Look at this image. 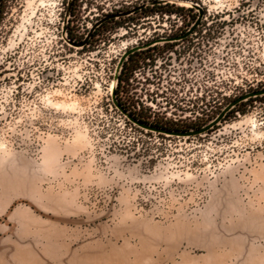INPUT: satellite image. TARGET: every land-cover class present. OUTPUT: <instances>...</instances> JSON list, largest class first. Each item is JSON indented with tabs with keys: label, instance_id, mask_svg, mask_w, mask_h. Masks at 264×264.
I'll use <instances>...</instances> for the list:
<instances>
[{
	"label": "rangeland",
	"instance_id": "obj_1",
	"mask_svg": "<svg viewBox=\"0 0 264 264\" xmlns=\"http://www.w3.org/2000/svg\"><path fill=\"white\" fill-rule=\"evenodd\" d=\"M87 1L75 41L131 0ZM180 1L200 22L159 41L198 18ZM32 2L46 0H6L0 20V264H264V93L192 135L146 129L114 101L191 129L264 89V0H168L83 45L55 29L59 0L24 36ZM148 40L160 50L138 57L133 95L113 97L122 55Z\"/></svg>",
	"mask_w": 264,
	"mask_h": 264
},
{
	"label": "flooded vegetation",
	"instance_id": "obj_2",
	"mask_svg": "<svg viewBox=\"0 0 264 264\" xmlns=\"http://www.w3.org/2000/svg\"><path fill=\"white\" fill-rule=\"evenodd\" d=\"M162 2L163 1H160V0H140V2H137V0H135V1H132L131 0V1H128V3H127L126 6H124L122 4H119L117 6V8H121L122 7L121 10L118 9L120 11H118L116 13L109 14V11H113L112 9H110L109 11L106 12L107 13L106 15L100 16V19L98 18L99 20L97 21L98 24L97 23H95L96 25L94 24V26L91 29L92 30L91 32L96 31L102 24H104L106 22H109L114 17H122V16H125V15L135 14L137 12H144V14H146L144 16H147V18H149V15L150 14H155V13L158 14L160 10H163V4H164V2L163 3ZM46 3H47V0H46L45 4H41V2H40L37 6L34 5V2H32V4H29L30 5V8H31V15H24L22 17V21H23L22 22V26L25 24L26 19L30 17L29 18L30 19V22L29 21L26 22L27 23L26 24L27 29L24 32V36H27L29 34L28 33L29 26L28 25H30V24L33 23L32 17L35 15L37 9L38 8H42V7L45 8L46 5H47ZM58 3H60V6L57 7V9H59L58 16H60V17H59L58 24H56V26H55V29L57 30V32H61V33L64 32V34H65L66 37H68V35H71L73 37V40H76L78 38V36L81 35V32H80L79 27H78L79 26V20H80V18H83L84 17V12L86 11L85 9L87 7H89V10H92V6H94V3L88 2L87 0H72V2L70 4H69V0H59ZM40 4L42 6H40ZM18 5L19 6L16 9H19V11H21L23 9V7H22L23 6V3H19ZM48 5H50V4H48ZM128 5H131V6H128ZM12 8H13L12 6H8L6 4V0H0V20H3L4 19V16ZM100 9L102 11L106 10L102 6H100ZM125 9H131V10L126 11ZM115 14H119V15L118 16H115ZM97 15H100V14H97ZM14 18H15V16H14ZM75 18H76V23L78 22V25L75 24ZM64 19H65V23H63ZM146 23L149 24L148 25L149 26L148 27L149 29H151L152 26L155 25V23L153 21H151V20H148ZM157 24H160V21ZM157 30L159 31L160 28H155L154 29V31H157ZM161 38H164V37H160L158 40L159 41H162ZM167 41H170V40H167ZM171 41H176V40H171ZM64 42L67 43V41H65V40H64ZM155 43H156V40H153V41H149L148 40V42L146 44H149V45H147V46H144L142 48H136V49H134V48H128L127 50L131 49L132 51L126 57V59L124 60V62L128 59V57L131 54H133L135 52H139V53L136 54V55H134L132 57L131 64L137 63V62H135V59H138V57H140V56L146 57L145 59H148L150 61L153 60L154 57H153L152 54H149V51L153 52V51L160 50V49H158V48H151V50L146 51V52H141V51L147 50L150 47L155 46ZM146 44H144V45H146ZM162 49L165 50V51H162V52H164V53L165 52L170 53L171 51L172 52H176L177 49H179V48H162ZM158 54H161V53H159V52L157 53L156 52V54H154V56H157ZM162 57H164V55H162ZM124 62H123V65H124ZM129 63L130 62H128V64ZM131 64H129V65H131ZM123 65H122V67L120 69V72H119V75H118L116 88H117V85H118V82H119V76H120V74L122 72ZM135 65H137V64H135ZM136 68L137 69L140 68L139 64H138V67H136ZM135 70L133 71V73L136 72ZM132 78H133V75L132 76L130 75L128 77V81H129V79L132 80ZM146 80H148V78H146ZM136 83H141V82L138 80V81H136ZM144 83H146V82H142V84H144ZM147 83H151V82H147ZM127 84H128L127 93L129 94V96L130 95H133L132 94L133 84H129V82H127ZM143 87L144 86L142 85L141 86V89ZM116 88H115V93H116ZM144 89L147 90L148 88L145 87ZM120 92H122V90L121 91L119 90L118 93H120Z\"/></svg>",
	"mask_w": 264,
	"mask_h": 264
},
{
	"label": "water",
	"instance_id": "obj_3",
	"mask_svg": "<svg viewBox=\"0 0 264 264\" xmlns=\"http://www.w3.org/2000/svg\"><path fill=\"white\" fill-rule=\"evenodd\" d=\"M160 1H163V2H166L168 0H160ZM72 2V0H69V4ZM196 7V6H195ZM198 9L200 10V13H199V16L198 18L195 20V22L193 23V25L190 27V29L183 33L182 35H177V36H172L170 38H161V40H177V39H180V38H183V37H186L189 33H191L196 25H198V23L200 22L201 20V16H202V8L200 6H198ZM119 14H115V16H118ZM98 24V23H97ZM96 25V24H95ZM92 31V30H91ZM91 31L89 32L88 36L83 39V40H80V41H75L73 39H70V38H67L68 41L73 44V45H83L87 42L88 38L90 37V34H91ZM149 44H146V45H139V46H135L134 49L136 48H142L144 46H147ZM133 49V50H134ZM132 50L129 49L127 50L121 57L120 61H119V64L117 66V71H116V74H115V78L116 80L118 79V75H119V72H120V69L123 65V62L124 60L126 59V57L129 55V53L131 52ZM264 93V89H261V90H257V91H252V92H249V93H246L244 94L243 96H240L238 98H236L235 100L231 101L220 113L219 115L214 118L212 121H210L208 124L204 125V126H201L199 128H193V129H187V130H171V129H167V128H163V127H158V126H155L153 124H150V123H146L144 121H141L139 119H137L136 117H134L130 112H128L120 103L117 99H114L116 105L118 108L121 109V111L127 115V117L129 119H131L133 122L137 123L138 125L146 128V129H150V130H155V131H158L160 133H166V134H175V135H192V134H198V133H201V132H204L206 130H208L210 127H212L213 125H215L217 122H219L220 120H222V118L226 115V113L232 108L234 107L237 103H239L240 101H242L243 99L247 98V97H250V96H254V95H257V94H263ZM113 97L116 98V93H115V90H113Z\"/></svg>",
	"mask_w": 264,
	"mask_h": 264
},
{
	"label": "trees",
	"instance_id": "obj_4",
	"mask_svg": "<svg viewBox=\"0 0 264 264\" xmlns=\"http://www.w3.org/2000/svg\"><path fill=\"white\" fill-rule=\"evenodd\" d=\"M195 22V21H194ZM105 24V23H104ZM103 25V24H102ZM101 25V26H102ZM69 37H70V39L72 38L73 39V37L71 36V35H69ZM152 48H156V46H153ZM151 48H149L148 50H150ZM148 50H143V51H141V52H146V51H148ZM139 52H135V53H133V54H131L129 57H128V59L124 62V65H123V68H122V72H121V74H120V76H119V82H118V85H117V88H116V93L119 95V88L122 86H124L125 85V83H127L128 82V77L133 73V71L136 69V67H138V64H139V62H140V60H142V59H135V62H137V63H135V64H137V65H135V64H131V62H132V57L134 56V55H136V54H138ZM141 58H143V59H145L146 57H141ZM128 62H130L129 64H131V65H129L128 64ZM117 95V96H118ZM120 99V101H119V103L128 111V112H130L134 117H136L137 119H139V120H141V121H144V122H146V123H152L153 125H155V126H158V127H163V128H167V129H171V130H187V129H180V128H178L177 126H174V125H170V124H167V123H158V122H154V121H149V118L148 117H144V116H142L141 114H140V112H138V113H136V112H134L129 106H127V105H125V103H123V102H121V98H119ZM238 104V103H237ZM237 104L235 105V106H237ZM230 111H232V110H230ZM226 115H227V113H226ZM189 128H191V129H193V127L192 126H190Z\"/></svg>",
	"mask_w": 264,
	"mask_h": 264
},
{
	"label": "bare ground",
	"instance_id": "obj_5",
	"mask_svg": "<svg viewBox=\"0 0 264 264\" xmlns=\"http://www.w3.org/2000/svg\"><path fill=\"white\" fill-rule=\"evenodd\" d=\"M42 2L44 3V0H42ZM180 2H183L185 5H190V4H193L194 6H196L198 8V6H200L202 8V6L200 4H197V3H194V2H190V1H180ZM30 18V17H29ZM27 18L26 19V22H30V19ZM27 24V23H26ZM26 24H24V28L25 30L27 29V26ZM116 84H117V80L116 78L113 80V83H112V91L115 90V87H116ZM66 106V105H65Z\"/></svg>",
	"mask_w": 264,
	"mask_h": 264
}]
</instances>
